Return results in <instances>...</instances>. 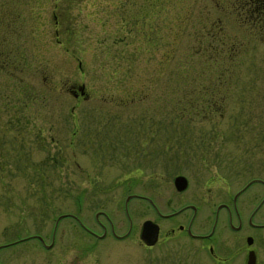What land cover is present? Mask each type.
<instances>
[{
    "label": "rangeland",
    "instance_id": "rangeland-1",
    "mask_svg": "<svg viewBox=\"0 0 264 264\" xmlns=\"http://www.w3.org/2000/svg\"><path fill=\"white\" fill-rule=\"evenodd\" d=\"M217 1L0 0V240L23 231L49 242L55 216L80 204L98 233L97 210L130 228L121 244L137 250L127 242L142 220L163 218L155 208L196 202L200 225L223 189L264 172V35ZM80 83L89 95L77 99ZM130 191L149 200L131 196L125 209ZM90 242L62 217L51 247L28 249L33 264H67ZM90 250L82 256L103 253Z\"/></svg>",
    "mask_w": 264,
    "mask_h": 264
},
{
    "label": "flooded vegetation",
    "instance_id": "flooded-vegetation-1",
    "mask_svg": "<svg viewBox=\"0 0 264 264\" xmlns=\"http://www.w3.org/2000/svg\"><path fill=\"white\" fill-rule=\"evenodd\" d=\"M217 2L232 3L236 9V18L242 19V24H245L246 19H249L252 34H256L253 31H257V34L264 35V0H218ZM223 13L230 12L223 11ZM53 15L57 16L55 13ZM216 78H219L216 79V82H220L222 85L229 83L231 79L230 76L221 74ZM80 86L83 87L82 92L78 89ZM71 92L77 99L86 98L89 95L83 83L75 85ZM224 92H226L224 89L217 93L215 89H211L209 92L205 91L206 94L210 93L211 97L215 94L224 95ZM215 102L210 103L214 106L217 104ZM212 106L208 108L207 112L203 111L206 114L216 112L217 107L211 109ZM78 124L75 125L73 136L81 130V125ZM86 133L84 130L83 140L90 136V134L86 136ZM69 143V145H73V139ZM128 153L130 152L126 151V157L129 158L132 154ZM157 156L158 151L156 150L150 160L156 161ZM76 164L79 166L78 162ZM129 164L130 162L126 160L124 166L127 168ZM262 173L264 172H255V175L233 191L223 189L219 200L209 201L210 218L203 220L200 225V222L195 224L201 211L200 204L196 202H185L177 209L166 213L157 211L163 218L156 222L158 234L155 242L148 244L141 238V227L138 234H132V241L127 242L137 250H130V245L121 244L131 236L130 228L127 227L124 232H118L114 221L110 220L102 211L106 216V221L99 219V214L96 216V222L101 227V232L98 233L83 222L79 204L73 211L68 209L55 216L49 242L45 239L46 234L29 232L22 234L23 231L22 233L16 232L13 238L0 240V264H33V253L28 249V242L37 239L42 246L51 247L55 242L57 226L62 217L70 218L74 228L78 226L91 238L90 244L81 247L79 252L81 256L84 253L89 254L90 249L94 248L103 251L101 254L93 253L92 257L82 256L83 258L75 253L67 264H264V174ZM250 184L253 185L251 196L244 204L240 198ZM127 194L149 200L143 193L130 191ZM210 197L212 196L210 195L208 200ZM243 206L248 208L246 212ZM22 242H26V244L21 245ZM108 244L112 250L114 244L118 248L124 246L125 251L117 253L115 256L109 250H105L104 246H108ZM9 248H12L11 251H7ZM108 257L111 258L106 260Z\"/></svg>",
    "mask_w": 264,
    "mask_h": 264
},
{
    "label": "water",
    "instance_id": "water-1",
    "mask_svg": "<svg viewBox=\"0 0 264 264\" xmlns=\"http://www.w3.org/2000/svg\"><path fill=\"white\" fill-rule=\"evenodd\" d=\"M81 92L83 91V87L80 86L78 88ZM174 185L178 190H181L185 188L187 185V180L185 176L183 175H177L174 177ZM131 195H127L125 198V207L127 204L128 199L130 198ZM99 212L96 213V216L98 215ZM158 234V225L155 221H153L150 218H146L142 221L141 223V229H140V235L141 238L148 244H152L155 242L156 237Z\"/></svg>",
    "mask_w": 264,
    "mask_h": 264
},
{
    "label": "trees",
    "instance_id": "trees-1",
    "mask_svg": "<svg viewBox=\"0 0 264 264\" xmlns=\"http://www.w3.org/2000/svg\"><path fill=\"white\" fill-rule=\"evenodd\" d=\"M209 97H210V96H209ZM207 102H208V101H207ZM206 104H207V103H206ZM208 105H209L208 107H211V106H212V104H211L210 102L208 103ZM212 107H213V106H212Z\"/></svg>",
    "mask_w": 264,
    "mask_h": 264
}]
</instances>
